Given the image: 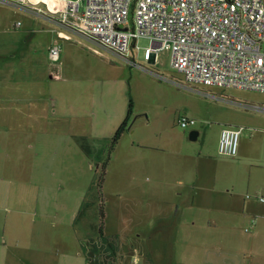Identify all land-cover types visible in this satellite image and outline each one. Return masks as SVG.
Masks as SVG:
<instances>
[{
	"label": "rangeland",
	"instance_id": "rangeland-1",
	"mask_svg": "<svg viewBox=\"0 0 264 264\" xmlns=\"http://www.w3.org/2000/svg\"><path fill=\"white\" fill-rule=\"evenodd\" d=\"M44 1L53 8L65 4ZM37 5L48 10L43 1ZM48 16L0 1V43L17 46L21 60L14 61L35 63V68L48 63L53 31L69 32L81 43L67 45L61 60L73 63L83 56L95 64L116 93L133 99V113L114 146L117 129L92 140L82 136L81 142L91 146L88 154L81 145L83 157L70 145L59 152L40 150L34 184L27 182V167H19L14 192L0 200L6 207L0 214V240L9 241L1 245V264H28L27 257L35 261L29 264H235L236 256H253V264H264V229H249L264 215V202L253 190L226 189L233 176L228 177V157L218 149L222 128L234 126L241 129L240 149L247 150L249 160L264 155V92L190 84L174 67L170 49L145 58L153 45L149 37H140L128 56L135 63L105 49L99 56L83 44L94 45L88 38ZM0 56L1 62L12 59L6 48ZM180 115L195 122L183 127ZM43 153L54 158L49 171L43 168ZM46 173L48 181H39ZM214 177L223 196L211 197L202 189ZM195 182L199 188L192 195ZM247 195L258 214L242 212ZM172 227L168 241L163 235ZM107 242L116 253L105 247ZM218 242H224L223 249L214 247Z\"/></svg>",
	"mask_w": 264,
	"mask_h": 264
},
{
	"label": "crops",
	"instance_id": "crops-1",
	"mask_svg": "<svg viewBox=\"0 0 264 264\" xmlns=\"http://www.w3.org/2000/svg\"><path fill=\"white\" fill-rule=\"evenodd\" d=\"M48 18L61 23V16L53 17L50 14ZM50 38V47L58 43L61 46V53L67 51V45L81 43L80 39L75 40V37L62 29L53 31ZM83 44L90 48L89 43ZM3 48L8 50V56L12 59L9 62L0 61V200L11 196L14 192L13 184L19 182L20 166L27 167V182L34 184L33 168L41 151L53 149L59 152L62 146L66 148L70 145L76 153H79V157H83L82 136L92 140L98 138L97 136L104 137L114 132L125 119L130 100V97L121 90L116 93L115 86L109 81L107 74L103 73V70H96L97 66L83 56L76 57L77 62L72 63L69 60L65 64L61 60L60 53V65H55L54 68L50 63L48 51V63L39 66L38 62L35 68V63L26 65L14 61L21 60L17 46L0 43V52ZM95 53L99 56L105 55L104 51ZM53 68L58 69L59 77L51 75ZM226 157L231 169L228 177L233 176L229 178L231 179L229 183L233 181V184L230 187L228 184L226 189L229 191L230 188L234 190L236 187L253 190L259 200V194L264 192V184L261 183L264 182V155L261 153L258 159L249 160L247 150L240 149L239 144L238 154L234 157ZM53 161L54 158L50 159L48 154H42V165L46 171H49ZM56 161L60 166V162ZM61 163L65 164L64 160H61ZM30 167L32 169H29ZM47 177L48 173L42 174L38 179L44 182L48 181ZM210 182V186L202 188L208 189L205 192L209 193L205 194L211 197L223 196L218 185L219 179L214 177L213 183ZM192 188L190 194L195 195L199 188L196 182L193 183ZM247 197L242 212L248 215L258 214L253 210L252 195ZM3 208L6 207L1 203L0 214ZM259 218L261 220L255 218L250 222L249 229L254 227L258 230L264 229V215L261 214ZM211 226L208 224L209 228ZM173 229L172 227L169 232L164 233L166 240H171ZM8 242L7 237L0 240V264L1 245H8ZM222 243L224 244V242L215 243L214 247L221 250ZM173 244L176 246L175 243ZM252 257L248 259L236 256L235 264H253L254 257ZM27 259L28 264L35 262L32 257Z\"/></svg>",
	"mask_w": 264,
	"mask_h": 264
},
{
	"label": "built area",
	"instance_id": "built-area-1",
	"mask_svg": "<svg viewBox=\"0 0 264 264\" xmlns=\"http://www.w3.org/2000/svg\"><path fill=\"white\" fill-rule=\"evenodd\" d=\"M0 1L61 16V24L93 42L95 52L105 49L135 63L128 56L140 37H149L153 45L146 48L145 58L170 49L174 67L190 84L264 92V0H61L63 8L46 2L48 10L34 0ZM60 53L58 43L49 49L54 68L60 65ZM54 68L51 75L57 78ZM194 122L179 116L183 127ZM240 136V128L223 127L219 152L236 156ZM258 197L264 202V192Z\"/></svg>",
	"mask_w": 264,
	"mask_h": 264
},
{
	"label": "trees",
	"instance_id": "trees-1",
	"mask_svg": "<svg viewBox=\"0 0 264 264\" xmlns=\"http://www.w3.org/2000/svg\"><path fill=\"white\" fill-rule=\"evenodd\" d=\"M133 112V99L130 97L129 100V106H128V112L127 115L125 117V119L123 120V122L119 125V127L117 128L113 138H112V146H114L118 140L120 139V137L122 136V134L125 132V130L127 129L128 125H129V120L130 117L132 115ZM81 145L83 146L84 150L89 154L91 151V146L88 142L86 141H82ZM104 168H105V164H104ZM104 173V171H103ZM104 180V176L102 174L100 181H99V185L101 186L102 182ZM101 230V229H100ZM108 250H111V252L116 253V246H114L111 242H107V245L105 246ZM94 245L91 246L90 250L87 252V256L91 259L92 258V251H94ZM90 255V256H89ZM104 264V263H102Z\"/></svg>",
	"mask_w": 264,
	"mask_h": 264
},
{
	"label": "water",
	"instance_id": "water-1",
	"mask_svg": "<svg viewBox=\"0 0 264 264\" xmlns=\"http://www.w3.org/2000/svg\"><path fill=\"white\" fill-rule=\"evenodd\" d=\"M197 135H198V131H197V130H193V131L191 132V137H192V138H195Z\"/></svg>",
	"mask_w": 264,
	"mask_h": 264
},
{
	"label": "bare ground",
	"instance_id": "bare-ground-1",
	"mask_svg": "<svg viewBox=\"0 0 264 264\" xmlns=\"http://www.w3.org/2000/svg\"><path fill=\"white\" fill-rule=\"evenodd\" d=\"M41 1H43V2H45L44 0H39V1H36V2H41ZM45 4H46V2H45ZM47 5V4H46ZM47 8H48V6H47ZM49 9V8H48Z\"/></svg>",
	"mask_w": 264,
	"mask_h": 264
}]
</instances>
